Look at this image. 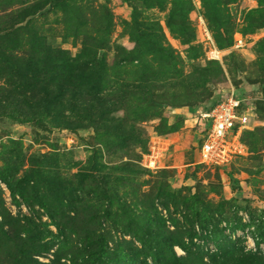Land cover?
Instances as JSON below:
<instances>
[{
  "label": "rangeland",
  "instance_id": "obj_1",
  "mask_svg": "<svg viewBox=\"0 0 264 264\" xmlns=\"http://www.w3.org/2000/svg\"><path fill=\"white\" fill-rule=\"evenodd\" d=\"M230 91L244 152L201 165ZM0 264H264V0H0Z\"/></svg>",
  "mask_w": 264,
  "mask_h": 264
},
{
  "label": "built area",
  "instance_id": "obj_2",
  "mask_svg": "<svg viewBox=\"0 0 264 264\" xmlns=\"http://www.w3.org/2000/svg\"><path fill=\"white\" fill-rule=\"evenodd\" d=\"M195 22L200 38L214 45L213 37L203 17L195 16ZM211 54L213 61L220 60L219 51H212ZM245 106L243 99L238 98L234 91H230L207 113L202 114L198 148L199 164L222 168L229 164L235 156L244 152L240 133L249 122L248 108ZM168 150L167 142L159 138L153 139L143 158L144 167L150 171L164 168L163 158Z\"/></svg>",
  "mask_w": 264,
  "mask_h": 264
}]
</instances>
